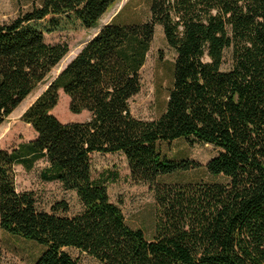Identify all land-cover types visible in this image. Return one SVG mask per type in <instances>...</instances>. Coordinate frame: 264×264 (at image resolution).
<instances>
[{
    "label": "trees",
    "instance_id": "16d2710c",
    "mask_svg": "<svg viewBox=\"0 0 264 264\" xmlns=\"http://www.w3.org/2000/svg\"><path fill=\"white\" fill-rule=\"evenodd\" d=\"M116 1L40 0L0 22V125L69 52L45 35L94 28ZM149 11L146 22L117 13L103 25L22 114L36 138L0 148V229L43 247L34 264H78L67 248L103 264H264V0H150ZM156 26L175 52L173 80L165 110L144 120L130 100ZM60 91L86 121L57 119ZM178 139L217 148L206 170L223 180L159 183L200 167L162 152ZM94 153H121L131 179L154 188L151 239L92 177ZM39 160L41 178L74 191L81 212L59 214L64 201L40 210L32 191L17 190L14 167L30 171Z\"/></svg>",
    "mask_w": 264,
    "mask_h": 264
},
{
    "label": "rangeland",
    "instance_id": "374dc122",
    "mask_svg": "<svg viewBox=\"0 0 264 264\" xmlns=\"http://www.w3.org/2000/svg\"><path fill=\"white\" fill-rule=\"evenodd\" d=\"M39 2L40 0H0V22L11 21L19 13L29 10ZM149 5L150 0H117L94 28L46 34L45 39L48 43H66L69 52L51 70L47 80L5 118L0 125V148L10 151L18 144L36 138L32 127L22 120L24 111L99 29L111 22L117 13H119L118 21L122 23L146 22L150 18ZM174 57L175 52L167 44L161 27L156 26L145 63L140 69V92L130 100V111L134 117L144 120L156 119L165 110L173 80ZM230 64L231 53L226 51L222 68L228 69ZM52 113L62 123L84 122L90 116L87 111L80 114L72 113L69 109V98L62 91L59 92L58 103ZM160 147L169 158L193 160L199 163L200 167L162 176L158 179L159 183L223 180L211 176L206 170L207 162L218 152L213 145L192 139H178L171 143H161ZM46 167L44 160L37 161L30 171L16 165L14 171L17 190L32 191L40 210L51 211L54 203L64 201L68 205V211L59 212V214L72 216L81 212L83 205L74 191L63 189L57 181H45L41 178L40 173ZM91 167L92 177L105 181L110 200L121 208L127 224L133 228H141L146 237L151 239L155 234L157 215L154 188L131 179L128 164L121 153H94L91 155ZM0 248L3 254V264H34L43 250L42 246L10 235L1 229ZM66 250L77 259L78 264H103L87 253L79 252L74 248Z\"/></svg>",
    "mask_w": 264,
    "mask_h": 264
},
{
    "label": "water",
    "instance_id": "95a60500",
    "mask_svg": "<svg viewBox=\"0 0 264 264\" xmlns=\"http://www.w3.org/2000/svg\"><path fill=\"white\" fill-rule=\"evenodd\" d=\"M48 86V85H47Z\"/></svg>",
    "mask_w": 264,
    "mask_h": 264
}]
</instances>
